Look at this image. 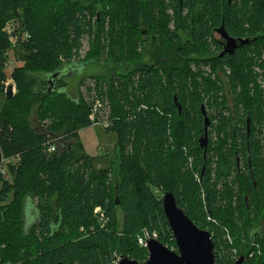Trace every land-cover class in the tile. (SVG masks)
Returning <instances> with one entry per match:
<instances>
[{"label":"trees","instance_id":"obj_1","mask_svg":"<svg viewBox=\"0 0 264 264\" xmlns=\"http://www.w3.org/2000/svg\"><path fill=\"white\" fill-rule=\"evenodd\" d=\"M50 1L0 0V93L5 95L7 80L16 88L12 97L5 96L0 110V157L18 155L20 160L9 169L11 185L0 179V264H112L117 257L143 263L147 251L137 238L144 230L157 234L155 241L173 250L176 245L161 196L155 191L161 186L163 194L171 192L177 207L199 229L210 233L219 261L232 264V251L241 253L238 239L246 228L243 225L244 232L240 231V215L246 210L243 205L233 206L230 197L224 202L225 196L233 194L225 184L234 167V153L226 147L234 144L236 133L245 130V116L264 120L259 103L243 97L245 86L255 87L257 79L264 81V0H168L179 15L184 9L191 12L189 22L182 26L186 37L168 32L170 41L159 46L157 35L151 34L154 68L133 63V71L127 65L121 75V68L118 72L110 68V81L117 77L126 81L114 88L109 83L117 148L119 154L127 145L136 151L133 162L125 157L115 185L110 165L97 171L96 159L84 153L76 140L78 132L89 127L88 104L78 91L69 96L61 77L55 78L53 87L48 81L66 67L79 64L81 78H94L101 89L107 77L91 76L82 68L99 65L92 55L82 63L61 60L76 55L85 38L94 36L99 45L98 40L108 35L113 47H126L132 56L137 52L132 33L143 28L140 36L143 31L148 35L166 0H53L52 5ZM196 7L201 9L198 17ZM106 16L109 32L105 31ZM10 21L17 23L14 45L4 31ZM220 25L230 37L249 42L232 55L218 57L220 49L212 50L218 44L211 34ZM24 34L28 38H22ZM17 47L21 55L15 56L22 66L7 74V54ZM202 52L205 58L194 60ZM193 61L199 70L209 65L214 81L201 71L198 76L192 74L188 67ZM217 70L224 75L230 72L225 78L237 106L233 116L222 115L228 109L224 80ZM160 71L165 80L159 78ZM137 72L139 78L133 85L131 77ZM201 106L209 112L210 122L205 159L198 143L204 133ZM237 122L242 129L236 127ZM48 145L55 151L48 153ZM240 147L246 150L244 138ZM149 156H155L153 162ZM258 172L264 178V165ZM244 182L239 175L232 181L239 186ZM221 183L223 191L219 192ZM246 183L243 189L248 193L252 189ZM28 201L32 221L25 218ZM246 264H264V255Z\"/></svg>","mask_w":264,"mask_h":264},{"label":"rangeland","instance_id":"obj_2","mask_svg":"<svg viewBox=\"0 0 264 264\" xmlns=\"http://www.w3.org/2000/svg\"><path fill=\"white\" fill-rule=\"evenodd\" d=\"M53 0L50 1V5H52ZM56 5V3H55ZM100 8V7H99ZM160 15L153 18L151 22V30L149 31L148 35L146 37H141L139 32H142L143 28H139V30L135 29V32L132 33L131 39L134 42V40H137V52L132 53V56L127 52L126 47L120 48V47H113L114 44H112V38L108 35V38H100L98 40L99 45H97V38L93 36V38H85L82 41V46L78 53L76 55H73L70 60L62 59V63H68V62H85L88 55H92L93 60L97 59L99 61V65L96 63H90L84 65L85 70L90 71L91 76L97 75L99 73L100 76H106L107 79L105 82H103L102 88L98 89V85H96V80L94 78L89 77H82V70L79 68V64H77V67L74 66L73 68L69 69L68 72L64 71V75L62 77L63 81L67 83V88H65V92L73 97L78 91V95L82 97V99L88 104L90 109V116L89 119V127L81 129L78 132L77 142L81 146V149L84 153H86L88 156L95 158L94 164L96 166V170H100L101 168H104L106 166H109V171L112 175V181L115 185L119 181V173L120 169L123 166V162L125 157H129L130 161L133 162L135 158V148H132V146H126L125 152L122 154H119V150L117 148V142H116V133H115V121L113 115H112V102L109 98V92H110V84L112 85V88L118 87L120 83L126 84L125 79L123 77H117L114 78L112 81H110V68L117 69L115 72H118V69L121 68V72L119 73L124 74V71L122 68L132 66L133 71V63H140L141 65L143 63H146L148 65H152L150 61V48L149 45L146 47V45L150 41L151 34L157 35L158 40L156 43L161 46L165 42H169L170 38H168L167 33L168 32H178L182 39H184L182 26H184V22L188 21V18L191 16V12L188 9H184L182 14L179 15L177 11H175L174 4L171 5L170 1L166 0L164 3L160 5ZM201 9L198 7L195 8L194 15L198 17L200 15ZM178 14V15H177ZM106 22H105V31L109 32L111 29L110 19L109 16H106ZM204 17L201 16V19ZM109 22V24H108ZM189 22V21H188ZM116 32V31H115ZM137 32V34H135ZM118 35H120L119 30L116 32ZM154 37V36H153ZM160 39V40H159ZM264 39V38H263ZM162 42V43H161ZM164 45V44H163ZM212 47V46H211ZM213 48V47H212ZM94 50V51H93ZM131 50V49H129ZM131 52V51H130ZM21 50H19V47L16 49H12L8 52V62L6 66V73L9 74L14 68H19L22 66V63L18 62L17 55H21ZM92 53V54H90ZM214 53V52H212ZM215 54V53H214ZM217 54V53H216ZM16 55V56H15ZM207 54L205 52H202L199 57H196V59H202L205 58ZM16 60V62L14 61ZM194 61L192 64H189L188 70L195 74V76H198L201 73H204L206 75L211 76V80L214 81L213 72L211 71L209 65H198L200 66L199 70L197 66L194 65ZM108 64V65H107ZM105 65V67H103ZM139 72L135 73L131 79L133 82V85H136V82L139 78ZM123 76V75H122ZM158 76L160 79L165 80V76L160 71L158 73ZM81 78L80 82L78 81ZM110 81V82H109ZM6 86L8 84L12 85L13 87V94L16 93V88L14 86V83L12 80H7ZM80 83V84H79ZM110 83V84H109ZM256 87L248 88L245 86V92H243V97L245 100H248L251 102L252 99L256 100V102L259 103V105L262 107L264 105V81L259 79L256 80ZM243 84H241L242 89ZM5 95L1 92L0 93V110H2L4 106V100ZM97 101V102H96ZM98 103L100 110L99 112L93 111V105L94 103ZM35 111V108H32L31 111V117L34 118L33 112ZM261 111L263 109L261 108ZM264 115V114H263ZM95 121V123H94ZM96 124V125H95ZM215 138V135L213 136ZM175 142V139L173 140ZM57 143V142H56ZM174 145V144H173ZM134 147V146H133ZM117 148V149H116ZM175 148V145L173 146ZM80 149V150H81ZM125 155V156H124ZM150 162H153L155 159V156H149L148 157ZM20 161V160H19ZM19 163V162H18ZM18 163L15 165L17 166ZM8 167L6 182L11 185L12 183V177H10L9 169L11 167ZM77 167V165H75ZM148 173V170L145 171ZM151 176V175H149ZM4 180V178H3ZM1 189V185H0ZM163 187L157 188L155 191L159 193V195L162 197L163 195ZM12 199V194L9 196V201ZM8 201V202H9ZM34 203H36V200H34ZM3 205V203L0 201V206ZM28 206V204H27ZM27 206L25 208V218L27 217L29 221H32L33 219V213H31V209ZM30 211V213H29ZM119 213V210H117ZM252 223L254 221L247 220V223H244V227L246 228L245 232L247 230H250L252 228Z\"/></svg>","mask_w":264,"mask_h":264},{"label":"flooded vegetation","instance_id":"obj_3","mask_svg":"<svg viewBox=\"0 0 264 264\" xmlns=\"http://www.w3.org/2000/svg\"><path fill=\"white\" fill-rule=\"evenodd\" d=\"M217 29L218 28L213 29L211 34L213 40L218 44L216 47L215 45H213L212 50L216 51L217 48L219 47L220 50L217 56L225 57V55H228V54H222L225 40L221 38L220 35L216 32ZM142 36L146 37L147 34L143 31ZM183 36L186 37L185 33H183ZM153 41H154L153 37L151 36L150 41L146 45V47L149 45V48L151 49L153 47ZM152 57L153 55L150 54L149 58L151 63L155 62ZM143 65L148 68H154L153 65H148L146 63H143ZM155 66H156V62H155ZM217 73L219 74L218 76L222 79V81L224 80L222 84L224 86V93L226 95L225 107L226 109H228V111L224 110L222 115L233 116L237 106L236 103H234V96L232 95V92L229 90L230 81L228 80V78H225V75L229 76L230 72L227 71L225 72L224 75L222 72L217 70ZM214 75L215 74H213V76ZM61 76L63 77V74H61L59 77ZM250 87H253L252 84H250ZM201 107L203 108L204 115L209 119V115H208L209 112L206 109H204L203 106ZM261 108L264 111V105ZM212 113L214 114V117H217L216 112L213 111ZM216 120L217 119H215L214 123L216 122ZM244 121H245V127H244L245 130H243V132L241 131L239 135H237L236 133L233 138L234 144H229L226 147L228 152H230L231 151L230 149H232L234 153V156L231 159V163L234 164V167H232L233 169L231 170V174H229L228 177H226L227 184H225L228 185L233 190V194L225 196L224 202L225 204H227L230 197L233 206L234 205H237L238 207L242 205L244 206L246 213L244 215H240V219H241L240 221L242 224L240 225L241 227L240 231H242L243 224L247 223V220L254 221V223H252L253 225L250 230H247L246 232L242 231L245 234L244 235L241 234L242 236H239L238 244L241 249V253L238 254L237 251L235 250L232 251L233 253L232 264H235L240 259H242L240 264H246L252 258L254 257L260 258V256L264 255V178H262L258 172L260 165H264V120L263 121L257 119L250 120L247 115L245 116ZM236 127H238V129H242L243 127L242 123L237 122ZM209 128L210 127H208V130ZM208 130H207V134H208ZM234 131L236 132V128H234ZM242 138H244L246 150H242L240 147L242 143ZM249 142H251L253 148L252 147L250 148ZM203 158L204 159L206 158L204 154H203ZM214 168H215V164H213V169ZM204 171H205V167L203 166L200 172L201 176L203 175ZM236 175H239L245 179V182L242 186L238 185L240 183H238L237 185L232 183ZM247 181L250 182L249 184H251L250 187L252 189V191H250L248 188V193H246L245 190L243 189V187L247 186L246 183ZM217 188L219 192H222L223 184L221 183V185H218ZM229 241L231 242V240ZM172 249H173L172 251L177 252L176 247ZM214 264H224L221 263L219 259L216 257L215 249H214Z\"/></svg>","mask_w":264,"mask_h":264},{"label":"water","instance_id":"obj_4","mask_svg":"<svg viewBox=\"0 0 264 264\" xmlns=\"http://www.w3.org/2000/svg\"><path fill=\"white\" fill-rule=\"evenodd\" d=\"M227 1L230 2L231 0ZM216 32L221 38L225 40L222 54L232 55L238 46L247 44L249 42L247 39L241 40L229 37L226 34L223 25H221L216 30ZM11 35L13 37L14 33ZM74 66L77 67V64ZM71 68L66 67L62 72H57L56 74L52 75L48 81L50 86L53 87V82L57 76L59 77L61 73H64V71L68 72V70ZM13 95V87L12 85L8 84L6 86L5 96L10 98ZM174 102L178 107V111H180V107L176 103L175 99ZM201 112L203 114L204 133L203 136L199 138L198 142L199 147L204 149L203 154L205 155L207 147V130L210 122L209 119L204 115L202 107ZM161 203L165 219L177 247V252L167 249L165 246L155 240H149L147 242L146 249L147 259L143 263H138L135 260H130L125 257L120 258L118 264H214V244L212 242L210 233L207 230L199 229L188 218V216L177 207L171 192H165L162 195ZM27 204L25 205V208L27 206V209H32L31 202L28 201ZM241 261L242 259L237 261L235 264H240Z\"/></svg>","mask_w":264,"mask_h":264},{"label":"built area","instance_id":"obj_5","mask_svg":"<svg viewBox=\"0 0 264 264\" xmlns=\"http://www.w3.org/2000/svg\"><path fill=\"white\" fill-rule=\"evenodd\" d=\"M16 30H17V23H15V21H10L9 23L6 24L5 28H4V31L10 35V41L11 43L14 45L16 44V41H17V37H16ZM12 33H14V36L12 37ZM22 38H28V36L26 34L22 35ZM6 90V84H4V92ZM97 102V101H96ZM94 103L93 105V111L94 112H99L100 110V107H99V104L98 103ZM60 140V138H57V139H53V142L55 143L57 140ZM55 151V147L54 146H50L48 149H47V152L48 153H51V152H54ZM19 161V156L18 155H15V156H10V157H5L3 155H1L0 157V179L3 180L4 178V181H6V178L5 176H7V171H8V167H16V163H18ZM96 211H98V209H96ZM156 240L157 239V234L155 233H148L147 231H143L141 236H139L137 238V241H138V245L144 249H147V242L149 240ZM119 259L120 258H116L115 261H113L112 264H118L119 262Z\"/></svg>","mask_w":264,"mask_h":264},{"label":"bare ground","instance_id":"obj_6","mask_svg":"<svg viewBox=\"0 0 264 264\" xmlns=\"http://www.w3.org/2000/svg\"><path fill=\"white\" fill-rule=\"evenodd\" d=\"M62 78V77H61ZM94 123H95V121H94ZM96 125V124H95ZM208 135V134H207ZM199 143V142H198ZM48 146H50V145H48ZM19 162V161H18ZM9 175V174H8ZM98 211H100V210H98ZM101 212V211H100ZM104 214V213H103ZM102 219V218H101ZM147 230V229H146ZM148 232V231H147ZM170 232V231H169ZM172 235V234H171ZM213 242V241H212ZM166 247V246H165ZM177 248V247H176ZM243 258V257H242ZM131 260V259H130Z\"/></svg>","mask_w":264,"mask_h":264},{"label":"crops","instance_id":"obj_7","mask_svg":"<svg viewBox=\"0 0 264 264\" xmlns=\"http://www.w3.org/2000/svg\"><path fill=\"white\" fill-rule=\"evenodd\" d=\"M16 62V60H14Z\"/></svg>","mask_w":264,"mask_h":264}]
</instances>
